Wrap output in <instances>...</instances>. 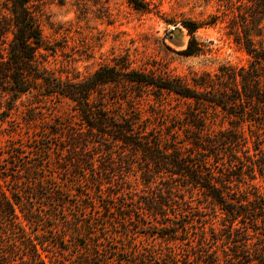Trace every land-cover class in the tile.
Masks as SVG:
<instances>
[{
	"label": "trees",
	"instance_id": "16d2710c",
	"mask_svg": "<svg viewBox=\"0 0 264 264\" xmlns=\"http://www.w3.org/2000/svg\"><path fill=\"white\" fill-rule=\"evenodd\" d=\"M32 1L0 0V125L24 97L70 111L0 155V264H264V0H217L246 67L180 77L121 54L82 79L49 68ZM180 23V54H200L202 24ZM202 217L209 237L176 245Z\"/></svg>",
	"mask_w": 264,
	"mask_h": 264
},
{
	"label": "rangeland",
	"instance_id": "374dc122",
	"mask_svg": "<svg viewBox=\"0 0 264 264\" xmlns=\"http://www.w3.org/2000/svg\"><path fill=\"white\" fill-rule=\"evenodd\" d=\"M145 1L150 12L136 10L127 0H33L32 9L48 48L44 52L49 68L64 79H82L121 54H129L135 66H148L156 74L170 72L180 77L193 73L214 75L222 66H248L250 56L230 35L233 15L225 12L217 0ZM212 18H217L214 23ZM183 20L202 24L195 34L202 51L193 57L180 54L190 38L180 23ZM254 41L264 46V35L254 37ZM56 101L38 103L24 97L17 115L0 125V155L8 150V140L16 146L23 145L25 152L30 151L40 126L67 116L69 103ZM31 106L37 108L39 115L26 125L24 112ZM141 106L148 109L145 102ZM15 125L19 127L17 132ZM4 164L0 159V166ZM135 185L138 191L143 189L140 183ZM208 220L209 217L199 218L191 230L190 243L177 241L176 245L187 250L189 244L197 245L203 232L209 237Z\"/></svg>",
	"mask_w": 264,
	"mask_h": 264
}]
</instances>
